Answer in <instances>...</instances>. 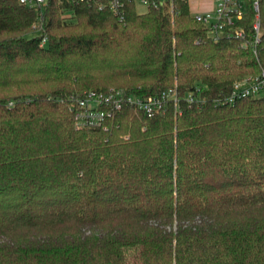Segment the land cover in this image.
<instances>
[{
  "label": "trees",
  "instance_id": "obj_1",
  "mask_svg": "<svg viewBox=\"0 0 264 264\" xmlns=\"http://www.w3.org/2000/svg\"><path fill=\"white\" fill-rule=\"evenodd\" d=\"M136 8L0 0V264H264V98L213 103L264 71V10L254 44L247 0L242 47L190 4ZM171 88L205 103L124 108L106 130L69 110Z\"/></svg>",
  "mask_w": 264,
  "mask_h": 264
},
{
  "label": "built area",
  "instance_id": "obj_2",
  "mask_svg": "<svg viewBox=\"0 0 264 264\" xmlns=\"http://www.w3.org/2000/svg\"><path fill=\"white\" fill-rule=\"evenodd\" d=\"M47 0H19V3L28 8L45 7ZM75 6H95L99 11L108 10L115 18L121 19L127 3L135 2L144 9L160 6L165 7L170 15H175L177 4H190L191 0H60ZM196 7L191 14L193 20L203 26L208 38L213 42L221 39L239 40L245 47L246 33L243 22L247 19V0H195ZM255 13L254 41L258 42L260 33L259 12L264 10V0H249ZM45 39L42 40L44 44ZM264 93V71L259 76L247 78L233 84L232 90L224 98L213 100L216 105H232L245 98H259ZM201 107L205 103L199 97V89L179 97L176 88L168 89L156 97L142 98L126 95L122 91L110 89L105 93L90 91L81 99H72L69 110L73 112L76 129L102 128L107 129L106 123L114 112L124 108H134L146 117L164 114L168 108H178L180 101ZM11 105V104H10Z\"/></svg>",
  "mask_w": 264,
  "mask_h": 264
},
{
  "label": "rangeland",
  "instance_id": "obj_3",
  "mask_svg": "<svg viewBox=\"0 0 264 264\" xmlns=\"http://www.w3.org/2000/svg\"><path fill=\"white\" fill-rule=\"evenodd\" d=\"M136 12H137V13H144V12H145V9H144L143 7H141V6H137V8H136ZM258 97H259V98H264V93H260V94L258 95Z\"/></svg>",
  "mask_w": 264,
  "mask_h": 264
},
{
  "label": "crops",
  "instance_id": "obj_4",
  "mask_svg": "<svg viewBox=\"0 0 264 264\" xmlns=\"http://www.w3.org/2000/svg\"><path fill=\"white\" fill-rule=\"evenodd\" d=\"M190 5L192 8H195L196 7V1L195 0H191L190 1Z\"/></svg>",
  "mask_w": 264,
  "mask_h": 264
}]
</instances>
